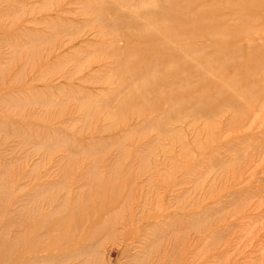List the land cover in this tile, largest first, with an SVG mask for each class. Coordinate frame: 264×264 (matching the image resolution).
<instances>
[{
  "label": "rangeland",
  "instance_id": "1",
  "mask_svg": "<svg viewBox=\"0 0 264 264\" xmlns=\"http://www.w3.org/2000/svg\"><path fill=\"white\" fill-rule=\"evenodd\" d=\"M0 264H264V0H0Z\"/></svg>",
  "mask_w": 264,
  "mask_h": 264
},
{
  "label": "bare ground",
  "instance_id": "2",
  "mask_svg": "<svg viewBox=\"0 0 264 264\" xmlns=\"http://www.w3.org/2000/svg\"><path fill=\"white\" fill-rule=\"evenodd\" d=\"M160 15H162V14H160ZM163 16V15H162ZM169 15H167L166 17H168ZM170 34H172L173 36H176V33L173 31V30H170V32H169ZM179 34V33H178ZM177 34V36L179 37V38H182L183 37V35H184V37L183 38H186V33L184 34V33H182V34H180V35H178ZM182 49H184V50H186L187 48H185V47H183ZM188 49H190V48H188ZM170 63H172V62H170ZM147 75V74H146ZM165 75V74H164ZM148 85H152V82L151 81H149V82H147V86Z\"/></svg>",
  "mask_w": 264,
  "mask_h": 264
}]
</instances>
